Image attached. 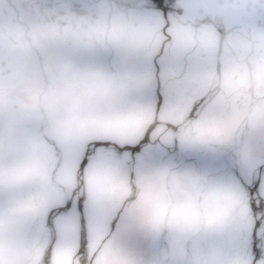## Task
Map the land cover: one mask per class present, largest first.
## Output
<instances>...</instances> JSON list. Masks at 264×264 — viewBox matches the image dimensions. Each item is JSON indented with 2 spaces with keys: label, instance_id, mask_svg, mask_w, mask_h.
<instances>
[{
  "label": "rangeland",
  "instance_id": "374dc122",
  "mask_svg": "<svg viewBox=\"0 0 264 264\" xmlns=\"http://www.w3.org/2000/svg\"><path fill=\"white\" fill-rule=\"evenodd\" d=\"M148 13L154 15V12ZM139 14H131L129 19L131 22L125 17H115L112 33L107 37L105 34L106 29L101 26V23L89 28L87 38L90 45L84 49L83 45H81L82 43L74 44L78 49L76 47L75 49L73 48L71 57L73 65L77 66L79 71L83 70L80 66V64H83L82 67L85 68L83 71L89 79L88 86H81L83 88H81L80 92L73 94L77 98L76 104L78 105L76 108H81L80 103L84 100L87 101L86 99H89L93 103H102V101L110 99V104L106 106L110 109L116 107V110L120 109L122 105H130L127 110L120 113L123 115L122 122L124 127L139 116L141 120V134L137 137V141L141 139L145 127L152 121L154 108L150 107L149 99L150 96H154L157 85L156 54L160 52V46L163 43L161 36L163 25L158 23L156 19L155 26L137 23ZM126 25L131 26L132 29H128ZM204 30L203 32L209 31L208 29ZM210 31V35L213 33L216 34L214 29ZM91 37L95 38V42L90 39ZM188 42L190 43L185 42L184 45L178 42L175 48H173V51L171 53L167 51L166 54L169 55L165 54L162 58L177 66H182L185 73L193 66L199 68L200 72L195 76H187L184 73H160L163 83L170 94L173 89H176V95L180 93V89H182V93L183 91L186 92V95L191 94L196 89V84L199 80L201 91H205L204 88L208 87L206 86L208 80L203 77V74L205 72L206 75V72L213 68L211 63H214L217 58L215 45L210 42H204L202 44V50L210 54L209 56H205L207 58L203 59L200 57L204 53L203 51H201L200 55H197V52L192 55V51L197 48V40L193 38ZM152 45L154 47L150 50ZM93 46H96L100 50L99 54L95 50L87 49ZM234 50L237 52L236 55L238 54L237 57L232 60L233 63H230V66L226 63L223 69V73L227 79L224 84L227 92V100L224 98V104L221 105L223 103V97L220 95V99L217 101L218 103L216 102L217 104L215 103L210 110H214L221 119H224L227 115V117L235 119L240 124L250 109L249 106H251L249 101L245 102L242 110L238 107L240 95L245 94L250 99V95L247 93V89L250 90V77L249 69L241 60L245 56V50H242L241 47ZM230 51L228 50V52ZM161 62L158 61V64ZM111 63L114 68H120L124 65H136L139 67L148 66L150 70L147 73L137 71L126 75L124 77V92L115 90L116 83L114 82V78H112V82L107 81L101 85L98 84V89L96 84H91V81L97 79L95 78L97 73L103 72L104 75L107 74L108 72L104 71V69L109 70ZM54 67L59 68L60 66L54 65ZM208 74L209 77L212 76V73ZM98 90L102 91L99 92ZM195 93L197 94L198 92L196 91ZM175 94L173 93V95ZM256 94L257 96L264 97V70L256 74ZM155 100L156 98H154ZM16 101L17 98L15 95H12V98L10 96L8 98H2L0 95V264H40L41 251L49 243V232L46 234L48 228L43 227L37 231L34 228H29V222L33 219L39 221L53 207L63 204L60 198H56V195L60 193L59 190L61 189L59 185L65 186L67 184L69 190V194L67 195H70L71 191L77 187V182L73 181L76 166H73L70 171H66L62 145L58 142L62 153V166L67 173L65 180L62 178L61 172L53 175L54 168L58 165L60 156L57 155L53 145L45 146L42 151L37 146V153L35 152V137L39 134L37 131L39 117L36 109H16L15 105L19 102ZM185 105L186 107L188 105L190 106V104ZM258 105L260 106L262 103ZM239 109L241 112H239ZM252 111H254V105L251 108ZM163 112H165L162 114L163 117L165 115V118H173L171 116L177 115L172 113L178 112L182 115L185 109L181 108L173 111L170 106H167ZM261 112L256 111L255 126L257 127L260 126L258 123L264 122V114ZM22 117H25L26 120H22ZM165 130L164 127L158 125L152 136V142L149 143L150 147L163 154L166 152L164 145L168 144L172 146L173 144L170 139L167 140L166 136L163 135ZM212 142L216 145H227L225 142L219 140ZM198 146L199 144L197 146L196 144H188V147L192 149L198 148ZM213 150L223 154L217 148H213ZM171 153L176 152L173 150ZM167 174L153 173L147 179L151 180L158 187L169 189L174 201L191 193L192 184L196 178H186L178 172H174L168 182ZM53 177L55 179V185L49 186ZM62 180L66 181V183L62 182ZM119 183L121 184L120 179ZM123 183L126 186L124 188V195L133 198L130 201V209L138 207L145 200L139 181L135 177H131L128 181L125 178ZM54 187H57L58 190L52 189ZM198 198L201 204H206L210 201L221 205L226 204V211L228 213L237 218L243 213L247 219L249 218L248 220L252 225L253 218L251 217L250 210L247 208V204L246 206L244 204L241 205L242 199L247 200L246 196L236 198L230 196L226 191H220L212 194L199 193ZM76 202L77 200L75 199L73 201L74 206ZM147 209L148 205L146 204L145 212ZM165 229L168 240V252L166 253L167 264H219L221 260L230 261L231 264H241L242 262L244 264H250L246 260L241 261V259L243 260V251L233 250L231 254L220 255L211 249L194 248L192 239L184 242L183 230L175 225L169 224L168 221L166 222V228H163L162 223L158 231L154 233L156 237L155 243L146 238L142 232L138 231L135 234V238L141 243L128 251H124L122 249L117 250L113 242L112 249L107 252L108 259H103L98 263L95 262V264H158L161 261L162 253H165L164 249H162V233ZM146 230L151 232L150 228ZM67 235V232H61L55 242V252L58 254L59 264H73L79 254L77 249H75L77 243L75 236L71 238ZM194 237L195 234H193ZM50 264H54L52 258L50 259Z\"/></svg>",
  "mask_w": 264,
  "mask_h": 264
},
{
  "label": "snow or ice",
  "instance_id": "6c2138e0",
  "mask_svg": "<svg viewBox=\"0 0 264 264\" xmlns=\"http://www.w3.org/2000/svg\"><path fill=\"white\" fill-rule=\"evenodd\" d=\"M165 20L169 9L164 6V0H152ZM215 11L224 7L220 0H185V15L176 25L179 44L187 39V29L184 23L198 13L202 7ZM137 23L155 26L154 15L143 12L137 17ZM168 27L167 24L164 25ZM148 66L124 65L116 70L120 77L143 71H149ZM104 71L111 73L108 69ZM156 71L164 74L184 73L187 76L199 74L200 69L193 66L184 72L182 66H177L168 60H163ZM160 97H158L159 101ZM184 104H190L192 111L201 107L203 98L196 93L183 97ZM159 106V103H158ZM130 105L122 106L112 113H99L118 119L120 112ZM178 106H173L177 111ZM126 143H115L109 140L87 141L84 137L87 131L79 134V139L70 140L62 145L65 156V169L70 171L77 166L83 171L91 169L93 201L86 209L84 198L81 197L73 205L69 198L62 205L53 207L46 216L37 221L29 222V228L37 231L43 227H52L60 223L71 227L79 221L85 226L89 220L98 232L107 230L117 250L128 251L141 243L135 238L139 231L156 241L154 233L167 219L168 223L181 228L184 232V242L192 239L194 248H207L220 255L231 254L233 250L242 251L249 243V233L245 228L246 217L241 213L237 218L226 211L227 205L208 202L201 204L199 193H217L226 191L230 196L247 197L248 207L252 214L250 234L251 250L255 259L264 255V122L259 127L250 124L241 126L235 119H221L214 110L205 111L195 126L187 128L183 137L190 144L208 143L211 140L225 142L228 146L226 154L212 151L208 154L183 155L177 153L163 154L149 146L148 135L137 141L141 134L139 116L124 128L114 129ZM150 131V129H149ZM194 152L198 150L194 149ZM178 172L186 178H196L192 184L191 193L174 201L172 194L163 187H158L147 179L153 173ZM118 176L121 180L120 191L124 190L125 177H135L144 194L145 200L138 207L131 209L117 208L115 214L111 206L102 211L98 204L105 198L107 178ZM59 198V197H57ZM148 209L145 212V205ZM87 211V216L85 212ZM170 213V214H169ZM150 228L151 232L146 229ZM193 234L195 237L193 238ZM259 234V235H258ZM83 236V232L81 233ZM231 245V247H229ZM83 251V242L81 245ZM219 264H231L221 260ZM254 264V262H253Z\"/></svg>",
  "mask_w": 264,
  "mask_h": 264
},
{
  "label": "flooded vegetation",
  "instance_id": "af4514ba",
  "mask_svg": "<svg viewBox=\"0 0 264 264\" xmlns=\"http://www.w3.org/2000/svg\"><path fill=\"white\" fill-rule=\"evenodd\" d=\"M146 11L152 10H128L120 12L115 4L108 1L0 0V95L2 98H8L9 96L12 98V95H15L17 101H19L15 105L16 109L47 108L55 114L52 121L71 123L73 118L68 116V110L74 107L73 104L78 105L76 104L77 98L73 94L80 92L81 88L88 86L89 82L87 74L83 71L85 70L82 67L83 64H80L83 70L79 71L78 67L74 66L71 60L73 48L75 49L76 47L78 49L74 44L82 43L81 45H83L84 49L88 47L90 45L87 38L88 29L93 26L95 27L99 23L106 29L105 34L107 37L112 33L113 20L117 13H121L120 17H125L129 20L131 14ZM105 12L107 13L105 14ZM152 12H154V17L158 23L163 25L161 29L163 43L160 46V52L156 54L158 66V61L161 62L164 59L162 57L165 56L167 51L171 53L175 45L178 44L176 25L179 22L175 21L174 18L165 20L160 12ZM165 24L168 25L167 28L164 27ZM126 27L132 29L131 26L126 25ZM184 27L187 29L186 43H190L188 41H191L193 38L198 42L197 48L192 51V55L195 52L198 53L197 55H200L201 51H205L201 47L204 42L214 44L217 51V58L214 63H211L213 68L207 71L206 75L205 72L203 74V77L208 80V84L206 85L208 87L204 88L205 91H201L199 80L196 84V89L192 91V93L198 92V96L203 98V103L201 107L193 112L191 105L186 107L183 103V97L186 95V92L183 91L182 93V89H180V93L176 95V89H173L170 94L163 83L160 72L156 71L157 85L154 96H150L149 99L150 107L154 108L152 121L150 122L158 121L159 125L166 129L163 135L166 136L167 140L170 139L174 143L175 132L169 127L170 125L175 126L177 134L183 137V133L187 129L185 127L195 126L204 112L213 108L214 104L220 99V95L223 97V103L221 104L223 105L224 98L227 100V92L224 86L227 79L223 73V69L226 63L230 66V63H233L232 60L237 57L238 54L236 55L237 52L234 49L241 47L246 52L245 56H243L244 58H241V60L249 69L250 90L247 89V93L250 95V99L245 94L240 95L238 107L242 110L245 102L249 101L251 106H249L250 109L245 114V118L240 122V125L247 127L250 124H256V111H263L261 113L264 114V97L257 96L256 94V74L264 70V46H254L235 34L228 36L225 43L221 45L220 33L213 26L204 25L198 27V29L190 25H184ZM204 29H208L209 31L203 32L205 31ZM212 29L215 30L216 34L210 35L209 32ZM90 39L94 40L95 38L91 37ZM153 47L154 45H152L150 50ZM95 48L97 47L93 46L87 49L95 50L99 54L100 50ZM228 50L231 51L228 52ZM209 55L207 52H204L200 57L204 59L207 58L205 56ZM54 65L61 68H56ZM117 69L111 63L109 70L113 74L107 73L104 75L103 72L97 73V76H95L97 79H93L91 84H96L98 87L107 81L112 82V78H114V82L116 83L115 90L124 92L125 76L120 77L115 75ZM208 73H212V76L209 77ZM106 76L107 78H105ZM158 97H160L159 101ZM154 98H156L155 101ZM86 100L81 102L80 106L85 110L97 106L99 113L103 105L110 104V99L104 100L102 103H92L89 99ZM260 103L262 105L259 106L258 104ZM174 105H177L178 109H185V112L182 115L178 112L172 113L177 115L171 116L173 118H165V115L163 117L162 114L165 113L163 111L166 107L170 106L173 109ZM253 105L254 111L251 112ZM240 109L239 112H241ZM85 114H89V112L85 111ZM22 120H26V118L22 117ZM224 120L233 119H230L226 115ZM212 141L214 140L199 144L198 148H195L198 152H194V149L189 148L186 141L182 142L181 149L184 155L208 154L212 152L213 148H217L223 154L227 153V145H216ZM69 233L68 236L72 238L71 231Z\"/></svg>",
  "mask_w": 264,
  "mask_h": 264
},
{
  "label": "water",
  "instance_id": "95a60500",
  "mask_svg": "<svg viewBox=\"0 0 264 264\" xmlns=\"http://www.w3.org/2000/svg\"><path fill=\"white\" fill-rule=\"evenodd\" d=\"M95 1V0H94ZM114 2L120 11L155 10L159 11L152 0H96ZM223 8L212 11L206 6L184 24L200 27L203 24L214 26L220 33L221 45L230 32L241 33L264 39V0H220ZM164 6L170 11L168 16L181 22L185 15V0H164ZM152 12V11H146ZM166 226V221H165ZM167 238L163 231V242ZM168 251V243L166 244Z\"/></svg>",
  "mask_w": 264,
  "mask_h": 264
},
{
  "label": "bare ground",
  "instance_id": "6f19581e",
  "mask_svg": "<svg viewBox=\"0 0 264 264\" xmlns=\"http://www.w3.org/2000/svg\"><path fill=\"white\" fill-rule=\"evenodd\" d=\"M95 2H99V1H96ZM113 4H115L114 2H112ZM116 5V4H115ZM117 6V5H116ZM120 10V9H119ZM120 12H126V11H120ZM121 13H117L115 17H120ZM171 17L168 16V19H170ZM167 19V20H168ZM175 20V19H174ZM176 21V20H175ZM178 22V21H177ZM180 23V22H179ZM115 23H113L114 25ZM184 25H190V26H193L191 23L190 24H184ZM206 25V24H205ZM208 25V24H207ZM196 26V25H195ZM193 26V27H195ZM204 26V24L202 25ZM211 26V25H209ZM195 29H198V27H195ZM238 35L242 38H244L246 41H248L250 44L254 45V46H264V39H261V38H257V37H253V36H249V35H245V34H239V33H236V32H230L228 35H227V38L228 36L230 35ZM226 41V40H225ZM225 41L223 42V44L225 43ZM258 48V47H257ZM179 139L182 141L183 140V137L182 136H179ZM184 142V141H183ZM249 219V218H248ZM246 218V223H245V228L247 230V232L249 233L251 231V224ZM259 235V234H258ZM163 242V241H162ZM168 243V240L165 239L164 242L162 243V249H164V252L165 253H162L161 255V261L158 263V264H167V256H166V244ZM262 243H264V241H262ZM242 258L243 260L241 259V261H244L246 260V262L250 263V264H264V255H262L259 259H255L253 253H252V250H251V244H250V235H249V243L247 245L246 248H244L242 250ZM246 252V253H245ZM241 264H244L243 262Z\"/></svg>",
  "mask_w": 264,
  "mask_h": 264
}]
</instances>
